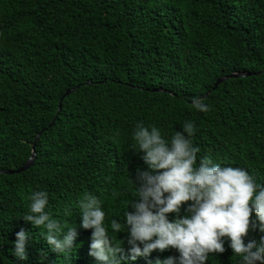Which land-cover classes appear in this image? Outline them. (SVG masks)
Here are the masks:
<instances>
[{
  "label": "trees",
  "instance_id": "16d2710c",
  "mask_svg": "<svg viewBox=\"0 0 264 264\" xmlns=\"http://www.w3.org/2000/svg\"><path fill=\"white\" fill-rule=\"evenodd\" d=\"M240 72L252 75L213 90ZM193 97L209 111L195 110ZM138 122L169 143L194 123L197 161L243 168L264 186V0H0V171L21 168L45 130L27 170L0 173V264H97L92 230L80 227L86 193L100 200L127 257L128 232L110 224L124 223L138 198L132 181L150 171L133 139ZM35 191L47 192L51 218L75 226L72 249L53 251L46 230L23 219ZM252 218L245 243L264 236ZM21 228L26 260L14 255ZM224 241L206 264H242ZM178 255L170 248L122 264Z\"/></svg>",
  "mask_w": 264,
  "mask_h": 264
},
{
  "label": "clouds",
  "instance_id": "9594fccd",
  "mask_svg": "<svg viewBox=\"0 0 264 264\" xmlns=\"http://www.w3.org/2000/svg\"><path fill=\"white\" fill-rule=\"evenodd\" d=\"M191 106L209 111L198 97L192 98ZM195 129L194 123L185 122L182 132L176 131L169 143L158 128L137 123L133 139L150 171L138 170L135 182L130 179L138 196L128 204L133 210L125 212L123 224L115 219L110 224L116 234L128 232L127 257L124 242L114 244L109 235L100 200L86 193L79 201L80 227L92 230L88 255L97 264H122L125 258L135 261L170 248L179 255L156 264H206L210 253L225 252L224 238L242 264H264V236L259 242L252 239L245 243V237L257 228L253 213L259 231L264 232V186L243 168L214 164L209 156L197 161L200 148L193 145ZM29 200L30 214L23 219L46 230L44 238L53 251L62 254L72 249L76 228L45 211L47 192L35 191ZM185 204L186 215L181 216ZM169 214H174V219L169 220ZM65 229L67 233L61 238ZM28 239L23 228L16 233L14 255L20 260L27 259Z\"/></svg>",
  "mask_w": 264,
  "mask_h": 264
},
{
  "label": "water",
  "instance_id": "95a60500",
  "mask_svg": "<svg viewBox=\"0 0 264 264\" xmlns=\"http://www.w3.org/2000/svg\"><path fill=\"white\" fill-rule=\"evenodd\" d=\"M252 73H249V72H240V73H231L229 75H226V76H222L220 78H218L215 82V85L213 87V90L218 86L220 85L221 83H223L224 81L228 80V79H232V78H239V77H247V76H251ZM75 90V88H72L68 91L65 92V94L63 95V98L66 97L68 94L72 93L73 91ZM209 95V92H207L205 95H203L201 97V99H204L206 98L207 96ZM59 108H60V104H59ZM59 111V109H58ZM54 121V120H53ZM52 121V123H53ZM45 131V130H42L40 133H38L35 137V140L32 144V147H31V155L29 157V159L27 160V162L21 167L19 168L18 170L16 171H11V172H1L0 173H5V174H14V173H20V172H24L25 170H27L29 168V166H31V164L33 163L34 161V157H35V144L39 138V136L42 134V132Z\"/></svg>",
  "mask_w": 264,
  "mask_h": 264
}]
</instances>
